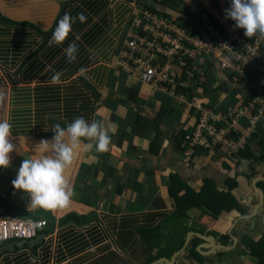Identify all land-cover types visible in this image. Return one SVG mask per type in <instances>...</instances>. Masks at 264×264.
Wrapping results in <instances>:
<instances>
[{"label": "crops", "instance_id": "0c3cea01", "mask_svg": "<svg viewBox=\"0 0 264 264\" xmlns=\"http://www.w3.org/2000/svg\"><path fill=\"white\" fill-rule=\"evenodd\" d=\"M142 1L0 0V121L11 123L15 144L9 166L0 167V191H10L13 209L27 218L46 220L39 231L49 230L33 247L0 253V264H169L159 259L179 250L171 264H256L244 238L260 240L264 234L258 189L264 192V118L244 149L250 157L242 150L229 158L216 148L201 149L186 161L181 143L196 125V110L178 104L172 91L154 89L117 67L134 18L145 8ZM152 1L163 10L167 0ZM168 6L177 13L175 3ZM65 13L86 19H76L66 39L53 44V30ZM70 42L77 45L71 62L63 51ZM203 78L200 86L192 79L190 89L216 110L264 93V71L255 66L235 82L216 62H206ZM77 116L112 125L107 151L83 141L91 147L65 170L72 189L67 206L28 205L27 193L11 183L21 161L42 154L36 145L51 139L52 125L64 127ZM206 179L220 189L235 180L232 194L245 212L233 209L215 218L192 207L179 214L170 188L183 196L186 187L199 191ZM184 227L202 230L188 228L198 234L186 233L179 250L154 259L159 248L180 240ZM199 233L224 247L212 248ZM193 239L199 258L189 253Z\"/></svg>", "mask_w": 264, "mask_h": 264}, {"label": "built area", "instance_id": "2783aa9c", "mask_svg": "<svg viewBox=\"0 0 264 264\" xmlns=\"http://www.w3.org/2000/svg\"><path fill=\"white\" fill-rule=\"evenodd\" d=\"M177 13L165 15L148 8L134 18L130 37L124 42L117 67L154 89L173 92L178 104L196 110V125L184 135L181 146L185 160L201 149L222 148L232 158L244 150L264 118V93L245 103L216 110L195 96L192 79L204 82L206 62H216L235 82H243L251 66L264 71V36H244L243 29L226 19L229 0H176ZM189 12L201 32L191 33L179 24L178 15ZM184 15V14H182ZM178 69V72L177 70ZM247 117L240 127L239 121ZM0 195V242L32 239L46 220L14 215ZM6 202H8L6 200ZM10 205V204H9Z\"/></svg>", "mask_w": 264, "mask_h": 264}, {"label": "clouds", "instance_id": "9594fccd", "mask_svg": "<svg viewBox=\"0 0 264 264\" xmlns=\"http://www.w3.org/2000/svg\"><path fill=\"white\" fill-rule=\"evenodd\" d=\"M224 15L226 19L234 21L236 28L243 29L244 36H264V0H229V7L224 10ZM76 19L83 22L86 17L83 13L77 14V17L65 13L56 23L51 42L61 44L71 32ZM63 51L71 62L76 58L77 45L70 42ZM59 75L60 73H55L52 80L56 81ZM11 128L10 122L0 121V167L9 166V154L15 151V144L10 139ZM51 130V139H41L36 145L42 154L37 158L23 159L11 181L14 189L27 193L28 205L32 207L54 209L67 206L72 189L65 178V170L79 151H86L91 147L90 143L83 141H94L97 152L107 151L113 127L111 124L105 127L102 122H89L83 116H77L66 122L64 127L60 124L52 125ZM39 229L38 234L42 232ZM3 244L6 243L1 242Z\"/></svg>", "mask_w": 264, "mask_h": 264}, {"label": "trees", "instance_id": "16d2710c", "mask_svg": "<svg viewBox=\"0 0 264 264\" xmlns=\"http://www.w3.org/2000/svg\"><path fill=\"white\" fill-rule=\"evenodd\" d=\"M214 1L217 2L218 0H214ZM163 2H165V3L161 4V5H163V7H162L163 10L159 9V8H161L160 6L159 7L154 6L150 3H147L144 0L141 3L145 8H148V9L153 10V11H155V10L159 11L160 13H163L165 15H167V14L171 15V13H173V10L176 9V8H172V7L168 6L169 2L175 3L178 7V3L176 0H167V1H163ZM182 11L183 12L181 13V15H178V18H177V20L179 21V24L182 25L183 27L187 28L188 30H190L191 33H196V32L199 33L200 30L197 28L196 24L194 23V20L191 17H189V12L187 10H184V9H182ZM182 14H184V15H182ZM242 154L244 156H247V157L251 156L248 152V148L246 150H244L242 152ZM173 182H175V184H176L175 179L173 180ZM236 184L237 183L235 180H229L228 181V187L225 189H220L214 183L213 180L206 179L199 191H195L189 187H186L184 195L179 196L175 192L174 188L171 187L170 193L176 199L177 212H179V214L180 213L185 214V212L188 211L189 208L197 207L200 209H205V212H207L208 214H210L216 218V217H219V215L223 211L228 212V211H231L233 209H237L240 212H245V210L241 207L238 200L232 194V190L236 186ZM263 187H264V185H263ZM9 192L0 191V195L4 196L6 198V200L10 204V206H13L12 205L13 203L9 199V194H10ZM25 219H27V218H25ZM191 228H193L195 230L196 229L202 230V228H200V227H191ZM186 230H188V228H186L181 233L179 241L174 239L173 242H170L169 249L162 250L159 248V253H157V255H155L154 259L156 257H161V256L170 257L175 251L179 250L184 243L186 233H187ZM42 232L47 233V232H49V230L43 229ZM194 239L197 240V238H194ZM194 239L192 242H190L189 253H190V255H194L195 257L199 258V256H201L199 253L200 250L198 249L199 243L197 244V242H195ZM244 242L246 243L245 246L249 247V249L251 250L252 256L256 258V264H264V234H263L262 238H260V240H253L249 237H245ZM25 245H24V247H25ZM17 248H23V247H17ZM151 248L153 250V247H151ZM5 251H8V250H5Z\"/></svg>", "mask_w": 264, "mask_h": 264}, {"label": "water", "instance_id": "95a60500", "mask_svg": "<svg viewBox=\"0 0 264 264\" xmlns=\"http://www.w3.org/2000/svg\"><path fill=\"white\" fill-rule=\"evenodd\" d=\"M150 4L156 6L155 4V1H148ZM257 187V186H256ZM258 188V187H257ZM259 191L261 192V198H260V201H259V205L262 203L264 204V192L262 189L258 188ZM2 203H6L7 206H9L10 210L13 209V206H10L8 202H6L5 199H2ZM198 234L196 232H190L189 236L192 235V234ZM47 236L46 232H41L39 233L36 237L32 238V239H22V240H19V241H13L11 243H6V244H3V245H0V253L4 252L5 250H8V251H14L17 247H24V245H28V246H35V244H38V243H41L45 237ZM189 236L187 237L186 239V243H185V246L188 244V239H189ZM199 236L202 237L203 239H205V241H208L210 246L212 248H215V249H220L223 245L222 244H216V242L214 241V238L211 237V236H207V235H204V234H200L199 233ZM224 247V246H223ZM184 248V247H183ZM182 248V249H183ZM181 249V250H182ZM180 250L177 251L175 253V255L173 257L170 258H160L159 261L163 260V261H166L168 262L169 264L173 263L174 261V257L179 254Z\"/></svg>", "mask_w": 264, "mask_h": 264}, {"label": "rangeland", "instance_id": "374dc122", "mask_svg": "<svg viewBox=\"0 0 264 264\" xmlns=\"http://www.w3.org/2000/svg\"><path fill=\"white\" fill-rule=\"evenodd\" d=\"M14 215H16V216H19V217H23V218H27L26 216H24L20 211H18L17 209H12V211H11ZM27 219H32L33 220V218H27ZM185 229L186 228H189V229H191V227H184ZM191 231V230H190ZM190 231H188V233L190 232ZM188 233H187V235H188ZM1 243V242H0Z\"/></svg>", "mask_w": 264, "mask_h": 264}]
</instances>
